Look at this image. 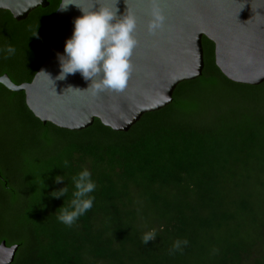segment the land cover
<instances>
[{
	"label": "trees",
	"instance_id": "obj_1",
	"mask_svg": "<svg viewBox=\"0 0 264 264\" xmlns=\"http://www.w3.org/2000/svg\"><path fill=\"white\" fill-rule=\"evenodd\" d=\"M47 2L22 21L0 10V48L16 49L0 52V76L16 85L48 54L60 0ZM201 44V75L127 132L96 119L79 131L42 124L23 92L0 85V242L17 246L10 264H264V81H229L213 44ZM83 168L95 201L69 228L57 209ZM56 175L67 180L56 184ZM67 184L68 197L50 195ZM153 228L157 237L142 245ZM177 239L189 243L170 255Z\"/></svg>",
	"mask_w": 264,
	"mask_h": 264
},
{
	"label": "water",
	"instance_id": "obj_2",
	"mask_svg": "<svg viewBox=\"0 0 264 264\" xmlns=\"http://www.w3.org/2000/svg\"><path fill=\"white\" fill-rule=\"evenodd\" d=\"M47 27L48 54L29 83L14 84L4 74L0 85L23 92L25 105L42 124L69 131L90 127L98 120L116 132H127L140 118L158 111L172 100L176 86L196 79L203 70L202 37L214 46V63L229 81L256 86L264 81V0H67ZM84 11L108 6L117 15L135 16L138 45L132 55V71L123 92L105 91L96 96L85 90L79 73L65 80L59 74L57 53H63L73 31V20ZM47 0H0V10L22 21ZM156 7L164 15L162 29L149 34L147 23ZM50 74L51 81L41 71ZM73 89H71V88ZM17 246L0 242V264L13 261Z\"/></svg>",
	"mask_w": 264,
	"mask_h": 264
},
{
	"label": "clouds",
	"instance_id": "obj_3",
	"mask_svg": "<svg viewBox=\"0 0 264 264\" xmlns=\"http://www.w3.org/2000/svg\"><path fill=\"white\" fill-rule=\"evenodd\" d=\"M70 4L75 5L66 0L58 9L66 10ZM77 7L81 10L82 15L73 20L72 35L66 39L63 53H57L59 74L55 79L62 81L69 75L79 73L86 82H89L87 89L69 88L78 91L91 89L93 96L105 91L123 92L133 67L131 62L133 51L138 45V40L134 36L137 27L135 16L132 14L118 16L116 7L113 10L108 6H100L98 9L90 11H84L79 6ZM164 22V15L154 7L147 23L148 33L155 34L163 28ZM0 52L12 56L16 49L9 44L0 48ZM39 73H43L53 81L47 72L42 70ZM64 163L65 167H70L68 161ZM53 180L54 183L61 184L67 179L65 175H56ZM70 182L72 186L70 198L67 200V204L64 200L63 205L57 209L56 216L59 223L69 228L93 208L94 193L97 189L92 173L87 168L76 172ZM50 195L57 199L68 197V184L52 191ZM160 230L163 231V226ZM156 237V229H149L142 234L141 244L146 245ZM188 243L187 239L175 240L169 249V254L182 251Z\"/></svg>",
	"mask_w": 264,
	"mask_h": 264
}]
</instances>
